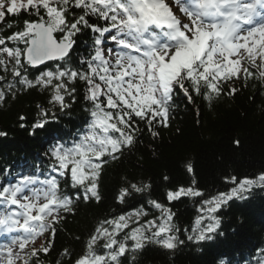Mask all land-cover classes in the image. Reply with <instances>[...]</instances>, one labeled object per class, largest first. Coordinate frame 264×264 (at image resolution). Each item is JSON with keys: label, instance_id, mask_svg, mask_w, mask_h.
<instances>
[{"label": "snow or ice", "instance_id": "obj_1", "mask_svg": "<svg viewBox=\"0 0 264 264\" xmlns=\"http://www.w3.org/2000/svg\"><path fill=\"white\" fill-rule=\"evenodd\" d=\"M85 32L89 51L77 59ZM257 86L264 92V0H0V107L24 92L46 93L36 120L27 125L19 117L29 135L69 114L81 93L87 113L85 128L45 151V168L8 181L11 167L0 169V264H43L79 205L101 204L106 167L132 153L145 132L156 139L159 127L170 126L178 96L211 109ZM185 171L190 183L167 188V203L152 196L150 181L122 175L114 197L122 210L99 218L79 253L64 248L60 257L69 264H139L150 245L174 255L186 242L223 236L221 213L264 190V171L229 173L226 189L214 192L199 186L190 161ZM137 194L146 203L129 207ZM185 198L197 215L182 228L172 205ZM216 264L232 261L221 253ZM243 264H264V248Z\"/></svg>", "mask_w": 264, "mask_h": 264}, {"label": "trees", "instance_id": "obj_2", "mask_svg": "<svg viewBox=\"0 0 264 264\" xmlns=\"http://www.w3.org/2000/svg\"><path fill=\"white\" fill-rule=\"evenodd\" d=\"M90 42V33L80 36L74 53L77 59L81 54H88ZM253 96L255 98L250 99ZM37 103L47 105V94L24 92L15 100L9 98L8 103L0 107V131L8 133L0 137V169L10 166L12 173L25 174L34 172L37 165L43 169L47 164L44 153L54 142L68 141L78 129L86 127L87 113L83 111L81 93L69 114H58L57 120L38 129L36 135H29L19 126V117L25 116L24 123L30 125L38 118ZM176 105L170 126L157 129L158 138L153 139L145 132L142 143L137 144L132 153L106 167L101 204L79 205L76 215L69 216L57 231L54 247L43 264H56L58 259L61 264H69L60 257L62 250L70 248L79 253L95 222L112 209L122 210L123 206L117 205L114 199L122 175L150 181L152 196L167 203V188L190 183L191 177L185 171L189 161L199 186L209 192L225 189L227 185L222 178L229 173L243 177L264 171V92L259 86L249 87L234 98H221L211 109L199 98L195 104L188 105L182 96L176 98ZM234 139L240 140L239 147L233 144ZM17 158L20 159L16 161ZM164 175L170 177L167 183L162 179ZM13 177L3 179L8 181ZM146 199V195L137 194L129 207L140 206ZM196 207L194 201L186 198L173 203L176 222L182 228L191 227ZM221 216L224 235L217 240L201 245L186 242L174 255L150 245L141 254L139 264H216L221 253L226 254L232 264H242L256 249L264 248V190H255L249 200L236 202ZM76 236L80 237L79 241Z\"/></svg>", "mask_w": 264, "mask_h": 264}, {"label": "rangeland", "instance_id": "obj_3", "mask_svg": "<svg viewBox=\"0 0 264 264\" xmlns=\"http://www.w3.org/2000/svg\"><path fill=\"white\" fill-rule=\"evenodd\" d=\"M20 158H17L16 159V161H18ZM10 165H14V164H12V163H10ZM0 210H2V208L0 207Z\"/></svg>", "mask_w": 264, "mask_h": 264}]
</instances>
